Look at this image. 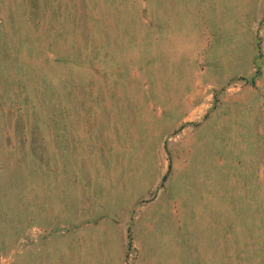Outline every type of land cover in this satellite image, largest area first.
Returning <instances> with one entry per match:
<instances>
[{
	"label": "rangeland",
	"instance_id": "rangeland-1",
	"mask_svg": "<svg viewBox=\"0 0 264 264\" xmlns=\"http://www.w3.org/2000/svg\"><path fill=\"white\" fill-rule=\"evenodd\" d=\"M0 264H264V0H0Z\"/></svg>",
	"mask_w": 264,
	"mask_h": 264
}]
</instances>
